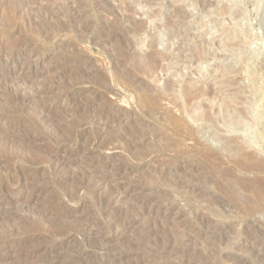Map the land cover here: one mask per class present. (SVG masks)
Returning a JSON list of instances; mask_svg holds the SVG:
<instances>
[{
	"label": "rangeland",
	"instance_id": "374dc122",
	"mask_svg": "<svg viewBox=\"0 0 264 264\" xmlns=\"http://www.w3.org/2000/svg\"><path fill=\"white\" fill-rule=\"evenodd\" d=\"M0 47V194L38 179L1 239L39 234L32 253L76 233L83 264L114 246L141 264H264V0H0ZM223 97L238 127L192 118Z\"/></svg>",
	"mask_w": 264,
	"mask_h": 264
},
{
	"label": "bare ground",
	"instance_id": "6f19581e",
	"mask_svg": "<svg viewBox=\"0 0 264 264\" xmlns=\"http://www.w3.org/2000/svg\"><path fill=\"white\" fill-rule=\"evenodd\" d=\"M42 1V0H41ZM48 1V0H47ZM56 1V0H55ZM61 1V0H60ZM26 4V3H25ZM52 4V3H51ZM131 4V3H130ZM40 5V4H39ZM43 5V4H42ZM65 5V4H64ZM139 5V4H138ZM129 6V5H128ZM79 9V8H78ZM226 9V8H225ZM225 11V10H224ZM237 11H239V10H237ZM153 12V11H152ZM238 14H239V12H238ZM233 15H235V13L233 14ZM75 16V15H74ZM237 16V15H236ZM243 17V16H242ZM3 36V35H2ZM248 36V35H247ZM32 38V37H31ZM5 39V38H4ZM3 39V40H4ZM8 39V38H7ZM6 39V40H7ZM243 41V40H242ZM3 42V41H2ZM143 42V41H142ZM152 42V41H151ZM26 43H27V41H26ZM31 43V42H30ZM3 44V43H2ZM235 44V43H234ZM239 44V43H238ZM4 45V44H3ZM39 45V44H38ZM30 46V45H29ZM239 46H241L240 44H239ZM9 47V46H8ZM13 47V46H12ZM1 48V47H0ZM6 48V47H5ZM4 48V49H5ZM22 48H23V51H24V53H26V52H28L29 51V47H28V44H25L24 43V46H22ZM11 49V48H10ZM9 49V50H10ZM20 50V49H19ZM2 51V50H1ZM4 51V50H3ZM6 51H7V49H6ZM22 51V50H21ZM9 52H11V51H8V53ZM23 54V53H22ZM21 54V55H22ZM5 54H3V55H1V56H4ZM10 55V54H9ZM20 56V55H19ZM5 57V60H7V54H6V56H4ZM9 57V56H8ZM2 58V57H1ZM4 60V62H6ZM8 60H9V58H8ZM12 60V59H11ZM158 60V59H157ZM13 62H15V60H13ZM154 62V61H153ZM1 64V63H0ZM140 64V63H139ZM163 64V63H162ZM4 65H5V63H4ZM17 65H19V70H18V68L17 69H10V71L8 70L7 71V73L8 74H11V75H15V76H21V75H25V73L27 74V73H29L33 68L35 69V67L38 65V61H35V60H33V61H30V59L29 60H27V61H24L23 63H18ZM76 66V65H75ZM38 67V66H37ZM16 68V67H15ZM40 68V67H39ZM146 68V67H145ZM40 71L41 70H38V69H36L35 70V73L36 74H38L39 75V73H40ZM42 73V72H41ZM43 74V73H42ZM48 74V73H47ZM76 75V74H75ZM26 76V75H25ZM36 76V75H35ZM90 76V75H89ZM5 77V76H4ZM7 77V76H6ZM38 77V76H37ZM20 78V77H19ZM91 78V77H90ZM24 79V78H23ZM197 79H199V78H197ZM23 81V80H22ZM27 81V80H26ZM37 81H39V80H37ZM33 82V81H32ZM201 82V81H200ZM77 83V82H76ZM85 84V83H84ZM24 85V84H23ZM189 85V84H188ZM87 86V85H86ZM21 87V86H20ZM183 87V86H182ZM264 87V86H263ZM35 88H37V87H35ZM41 88V87H40ZM10 89V88H9ZM208 89H210V88H208ZM19 90V89H18ZM211 90V89H210ZM23 91V90H22ZM208 91V90H207ZM123 92V91H122ZM190 92H191V90H190ZM199 92V91H198ZM185 93V92H184ZM183 93V94H184ZM186 93H188V92H186ZM208 93H209V91H208ZM207 93V94H208ZM215 93V92H214ZM29 94V93H28ZM46 94V93H45ZM189 94V93H188ZM210 94V93H209ZM217 94V93H216ZM195 95H198L196 92L195 93H192V95L190 96V99L192 100L193 98V96H195ZM25 96V95H24ZM36 96V95H35ZM209 96V95H208ZM16 97V96H15ZM143 97V96H142ZM197 97V96H196ZM220 97V96H219ZM74 98V97H73ZM210 98V97H209ZM238 98V97H237ZM104 99V98H103ZM189 98L187 99L188 101L190 100ZM195 99V98H194ZM201 99V98H200ZM30 100V99H29ZM22 101V100H21ZM102 101V100H101ZM110 101H111V99H110ZM114 101V100H113ZM206 101H207V98H204V100H203V102L202 103H200V106L199 107H203V109H201L200 110V112H197V113H194L193 115H192V118L194 119V120H200V121H202V122H204L203 124H209V123H215V124H217L218 123V126H219V124H222V126L223 127H225V128H228V127H238V125H240V123H241V117H242V114H241V112H236V113H230L229 111H228V108L231 106L230 105V103H229V101L226 99V98H221V100L217 103V107H218V109H219V111L215 114V115H213V114H211L210 113V110H212V106L211 107H209L208 109H206V106H207V104H206ZM25 102V101H24ZM23 102V103H24ZM22 103V102H21ZM187 103V102H186ZM214 103V102H213ZM210 106V105H209ZM96 107V106H95ZM107 108V107H106ZM158 108H159V106H158ZM192 108V107H191ZM197 108V107H196ZM216 108V107H215ZM184 109V108H183ZM242 109V108H241ZM5 112H6V110H4ZM34 111V110H33ZM48 111V110H47ZM214 111V110H213ZM16 113H17V111H15ZM80 112V111H79ZM8 113V112H7ZM14 113V112H13ZM15 113V114H16ZM19 113V112H18ZM17 113V114H18ZM49 113V112H48ZM65 113V112H64ZM107 113V112H106ZM46 114V113H45ZM55 114V113H54ZM8 115V114H7ZM12 115V114H11ZM39 116H40V114H39ZM70 116H71V114H70ZM1 117V116H0ZM6 117V116H5ZM11 118V117H10ZM49 118V117H48ZM39 119H40V117H39ZM42 119V118H41ZM44 119V118H43ZM46 119V118H45ZM44 119V120H45ZM50 120V119H49ZM173 120H174V118H173ZM8 122H9V120H6V119H0V132L3 130V126H5L4 124H6L7 126H9L8 125ZM46 122V121H45ZM94 122V121H93ZM209 122V123H208ZM22 124V123H21ZM91 126V125H90ZM105 126V125H104ZM12 127H13V125H12ZM53 127V126H52ZM81 127V126H80ZM174 127V126H173ZM208 127V126H207ZM8 128V127H7ZM83 128V127H82ZM217 128V127H216ZM12 129V128H11ZM9 130V129H8ZM15 130H17V129H15ZM6 131V130H5ZM174 131V130H173ZM187 131V130H186ZM3 133H6V132H3ZM179 133V132H178ZM1 134V133H0ZM103 138V137H102ZM229 138V137H228ZM230 139V138H229ZM237 140V139H236ZM109 142V141H108ZM85 143V142H84ZM19 144V143H18ZM19 146V145H18ZM27 146V145H26ZM14 147V146H13ZM31 147V146H30ZM23 148V147H22ZM13 149V148H12ZM115 148H110V150H114ZM20 151V150H19ZM115 151V150H114ZM3 152V151H2ZM22 152V154H23V151H21ZM30 152V151H29ZM116 152V151H115ZM64 153V152H63ZM252 153V152H251ZM257 153V152H256ZM246 154V153H245ZM28 155V154H27ZM258 155V154H257ZM59 156V155H58ZM57 156V157H58ZM245 156V155H244ZM248 156V155H247ZM249 157V156H248ZM83 158V157H82ZM250 159H251V157H249ZM254 158H256V157H254ZM28 159V158H27ZM63 159V158H62ZM65 159V158H64ZM247 159V158H246ZM250 159H248V160H250ZM61 160V159H60ZM251 160H253V159H251ZM56 161H58L57 159H56ZM67 161V160H66ZM259 161V160H258ZM8 162V161H7ZM60 162V161H59ZM68 163V162H67ZM70 163V162H69ZM64 164H66V163H64ZM259 164V163H258ZM39 165V164H38ZM52 165V164H51ZM70 165V164H69ZM181 165V164H180ZM249 165V164H248ZM91 166V165H90ZM98 166V165H97ZM262 166V165H261ZM89 167V166H88ZM91 168V167H90ZM111 168V167H110ZM115 168V167H114ZM113 168V169H114ZM126 168V167H125ZM61 169V168H60ZM118 169V168H117ZM129 169V168H128ZM67 170V169H66ZM111 170V169H110ZM127 171V170H126ZM126 171H124V172H126ZM116 172V171H115ZM100 173V172H99ZM118 173V172H117ZM120 173V172H119ZM123 172L121 171V174H122ZM127 173H129V172H127ZM107 175V174H106ZM114 175H115V173H114ZM130 175H131V173H130ZM129 175V176H130ZM133 176H134V174H132ZM81 176V175H80ZM88 176V175H87ZM123 176V175H122ZM125 176H126V174H125ZM133 176H130V177H133ZM13 177V176H12ZM107 177H109V176H107ZM114 177V176H113ZM116 177H120V175H118L117 176V174H116ZM115 177V178H116ZM127 177V176H126ZM125 177V178H126ZM20 178V177H19ZM27 178V177H26ZM34 178V177H33ZM111 179H112V176L110 177ZM121 178H123V177H121ZM125 178H123V179H125ZM128 178V177H127ZM18 179V178H17ZM95 180V179H94ZM101 180V179H100ZM117 180V179H116ZM122 180V179H121ZM126 180V179H125ZM14 181H15V179H14ZM13 181V182H14ZM33 181H34V184H36V181H38V179H35V180H33V179H26L25 180V183L22 185V187L20 186H14V184H11V186H8V187H6L5 189H4V191L6 192V195H2V194H0V214H2L3 213V215L2 216H4V215H9V214H11L14 210H15V212H16V208H18L17 207V204H19V202L17 203L16 201H14L13 199H12V195L16 192V195L17 194H19L20 192H22V191H25V192H27L28 191V186L30 185V184H32L33 185ZM44 181V180H43ZM0 182H2V181H0ZM19 182V181H18ZM118 182V181H117ZM123 182V181H122ZM121 182V183H122ZM20 183V182H19ZM78 183V182H77ZM99 183V182H98ZM120 183V184H121ZM131 183V182H130ZM5 184V183H4ZM8 184H9V182H8ZM128 185H129V183H127ZM41 185H44L43 183H41ZM6 186V185H5ZM35 186V185H34ZM39 186V185H38ZM127 186V185H126ZM32 187V186H31ZM35 187H37V186H35ZM42 187V186H41ZM40 187V188H41ZM121 187V186H120ZM124 187V186H123ZM122 187V188H123ZM131 187H132V185H131ZM257 187V186H256ZM114 188V187H113ZM121 188V189H122ZM133 188V187H132ZM29 189H30V186H29ZM119 189V188H118ZM148 189H150V188H148ZM16 190V191H15ZM30 190H32V189H30ZM113 190V189H112ZM135 190V189H134ZM42 191H43V189H39L38 188V190L35 192V193H33V194H31L30 192V200H36V199H38L39 197H40V195H41V193H42ZM118 191V190H117ZM124 191V190H123ZM122 191V192H123ZM131 191H133V189L131 190ZM44 192V191H43ZM25 194V193H24ZM119 194V193H118ZM120 194H121V192H120ZM119 194V195H120ZM131 194V193H130ZM124 195V194H123ZM254 195H256V194H254ZM99 196V195H98ZM127 196V195H126ZM110 197V196H109ZM119 198V197H118ZM123 198V197H122ZM121 198V199H122ZM259 198V197H258ZM72 199V198H71ZM146 199V198H145ZM29 200V199H28ZM141 200V199H140ZM63 201V200H62ZM65 201H67V200H65ZM155 201V200H154ZM158 201V200H157ZM27 202V201H26ZM33 203V202H32ZM130 203V202H129ZM31 204V203H30ZM36 204V203H35ZM60 204V203H59ZM74 204V203H73ZM23 205H24V203H23ZM33 205H34V203H33ZM173 205V204H172ZM19 206L20 207H22L21 206V204H19ZM151 206V205H150ZM167 206V205H166ZM247 206H248V204H247ZM250 206V205H249ZM19 207V208H20ZM263 207V206H262ZM23 208V207H22ZM124 208V207H123ZM173 208V207H172ZM252 209V208H251ZM171 210V209H170ZM260 211V210H259ZM138 212H139V210H138ZM144 212L145 211H141V212H139L137 215H136V218H138L140 215H142V214H144ZM151 212V211H150ZM175 212V211H174ZM132 213V212H131ZM156 213V212H155ZM166 213V212H165ZM38 214V213H37ZM73 214V213H72ZM89 215V214H88ZM87 215V216H88ZM147 215H149V214H147ZM151 215V214H150ZM174 215V214H173ZM172 215V216H173ZM176 215V214H175ZM158 216V215H157ZM160 216V215H159ZM59 217V216H58ZM74 217H75V215H74ZM92 217V216H91ZM131 217V216H130ZM142 217H144V216H142ZM154 217V216H153ZM156 217V216H155ZM177 217V216H176ZM1 218H3V217H1ZM136 218L134 219V221H136ZM151 218V217H150ZM49 219V218H48ZM85 219V218H84ZM130 219H132V218H130ZM130 219H129V221H130ZM142 219V218H141ZM149 219V218H148ZM172 219H174V217L172 218ZM133 220V219H132ZM92 221V220H91ZM148 221V220H147ZM158 221V220H157ZM166 221V220H165ZM175 221V220H174ZM179 221V220H178ZM88 222V221H87ZM93 222V221H92ZM128 222V221H127ZM138 222H140V221H138ZM143 222V221H142ZM168 222V221H167ZM212 222V221H211ZM131 223V222H130ZM214 223V222H213ZM81 224V223H80ZM87 224V223H86ZM121 224V223H120ZM126 224V223H125ZM135 223H133L132 225H134ZM140 224V223H139ZM146 224V223H145ZM30 225H31V223H30ZM168 225V224H167ZM5 226V225H4ZM33 226V225H32ZM44 226V225H43ZM106 226V225H105ZM127 226V225H126ZM129 226V225H128ZM29 227V226H28ZM31 227V226H30ZM60 227V226H59ZM81 227V226H80ZM83 227V226H82ZM152 227V226H151ZM151 227H149V228H151ZM34 228V227H33ZM46 228V227H45ZM54 228V227H53ZM146 228V227H145ZM22 229V228H21ZM36 230H37V228H35ZM55 229V228H54ZM65 229V228H64ZM19 230V229H18ZM90 230H91V227H90ZM110 230V229H109ZM150 230V229H149ZM16 231V230H15ZM93 231H94V229H93ZM177 231V230H176ZM88 232V231H87ZM92 232V231H91ZM97 232V231H96ZM205 232V231H204ZM22 233H24V232H22ZM86 233V232H85ZM68 235H63L62 237H60V238H53L52 237V239L49 241L50 243H48L45 247H43V248H41V249H37L36 251L35 250H33L34 252H32V253H24V251L23 250H25V249H23L24 248V246L25 245H27L30 241H33V240H36V239H40V238H42L39 234H35L34 236H31V238H23V239H20L19 237H13L14 235H11L8 239H7V241H5L4 240V238H3V236H2V238L3 239H1V237H0V264L1 263H10V262H13V260L15 261V259L16 258H20V259H22L23 260V263L24 264H26V263H28V262H30V264L31 263H34V262H36V261H38V262H40L41 264H43V260H45V259H40V257L43 255V254H45L46 252H48L50 255H51V257H52V259H50V260H45L44 261V264H63L62 262H63V257H65L64 256V254L65 253H69L68 254V256H69V258H71L72 260H68L69 262H71L70 264H75V259H78V257H80V259H78L79 260V263L78 264H83V260H81V259H85L86 257H88L91 253H92V248L90 247V248H84V247H80L79 246V244H77V242L79 241L78 240V237L76 236V235H74V234H76V233H72V234H69V233H67ZM104 234V233H103ZM5 235V234H4ZM86 235V236H85ZM84 236L85 237H87L88 235L87 234H85ZM95 235H96V233H95ZM98 235H100V234H98ZM105 235H106V233H105ZM144 235V234H143ZM185 235H187V234H185ZM185 235L183 234V236L185 237ZM91 236V235H90ZM7 237V236H6ZM83 237V236H82ZM95 238H97L96 236H94ZM108 235L105 237V238H103L102 239V241H106L107 240V242H111V240H108ZM113 237V236H112ZM44 238V237H43ZM101 238V237H100ZM100 238H98V239H100ZM189 238V237H188ZM50 239V238H49ZM81 239V238H80ZM88 240H89V242H90V244H91V246H94V247H98V244L99 243H102L100 240H97V239H89V238H87ZM167 239V238H166ZM47 240V239H46ZM78 240V241H77ZM182 241L184 240V239H181ZM191 240V239H190ZM189 240V241H190ZM121 241V240H120ZM185 241V240H184ZM189 241L187 242V243H189ZM80 242V241H79ZM191 242V241H190ZM42 243V242H41ZM88 243V242H87ZM184 242H182V244H183ZM187 243L185 244L186 246H187ZM197 243V242H196ZM34 244V243H33ZM33 244H31V245H33ZM43 244V243H42ZM41 244V245H42ZM105 245L106 244H109V243H104ZM111 244V243H110ZM137 244V243H136ZM194 244V243H193ZM192 244V245H193ZM40 245V244H39ZM41 245L40 246H37L38 248H40L41 247ZM101 245V244H100ZM124 245V244H123ZM181 245V244H180ZM184 245V244H183ZM203 245V244H202ZM252 245V244H251ZM261 245V244H260ZM103 246V245H102ZM107 246V245H106ZM111 246V245H110ZM157 246V245H156ZM164 246V245H163ZM85 247H87V246H85ZM89 247V246H88ZM96 247V248H97ZM183 247V246H182ZM202 247V246H201ZM31 248V247H30ZM100 248V247H99ZM117 248V247H116ZM115 248V246L114 247H104V248H101V250H102V252H101V255L103 256V262L105 263V264H118V263H120V262H128V263H131V264H141V262H142V258L141 257H143L142 255H140L141 257L139 258L138 256V254H131V253H129V254H124L125 252H127V250H125V252L123 251V253H120V252H118L117 251V249ZM34 249V248H33ZM136 249V248H135ZM134 249V250H135ZM180 249V248H179ZM186 249V248H185ZM100 250V249H99ZM98 250V251H99ZM137 251H139V249H136ZM182 250H184V248H182ZM131 251V250H130ZM129 251V252H130ZM158 251V250H157ZM202 251V250H201ZM31 252V251H30ZM94 252V251H93ZM177 252H179L178 251V248H177ZM203 252V251H202ZM47 254V253H46ZM143 254V253H142ZM158 254V253H157ZM183 254H184V252H183ZM197 254V253H196ZM199 254H201V253H199ZM203 254H204V252H203ZM202 254V255H203ZM48 255V254H47ZM185 255V254H184ZM198 255V254H197ZM94 257V256H93ZM99 257V256H98ZM145 257V256H144ZM191 257V256H190ZM46 258V257H45ZM175 258V257H174ZM49 259V258H48ZM87 259V258H86ZM146 259V258H145ZM183 260V259H182ZM228 260V259H227ZM89 261V260H88ZM97 261H99V260H97ZM234 261V260H233ZM16 262H17V260H16ZM19 262V261H18ZM147 262H148V260H147ZM168 262V261H167ZM175 262V261H174ZM220 262V261H219ZM14 263V262H13ZM21 263V262H20ZM39 263V264H40ZM88 263H90V262H88ZM162 263V262H161ZM221 263V262H220ZM15 264H18V263H15ZM29 264V263H28ZM77 264V263H76ZM121 264H123V263H121Z\"/></svg>",
	"mask_w": 264,
	"mask_h": 264
}]
</instances>
